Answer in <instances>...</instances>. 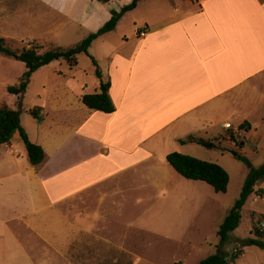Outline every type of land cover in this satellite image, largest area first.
Segmentation results:
<instances>
[{"label": "crops", "instance_id": "0c3cea01", "mask_svg": "<svg viewBox=\"0 0 264 264\" xmlns=\"http://www.w3.org/2000/svg\"><path fill=\"white\" fill-rule=\"evenodd\" d=\"M5 2L9 14L0 37L41 46L89 13L86 0ZM139 9V31L113 38L119 22ZM113 10L119 11L110 9L108 19ZM119 22L89 49L107 63V72L100 69L116 110L105 113L82 102L83 93L99 91L98 77L91 92L66 84L54 104L58 129L37 139L25 129L45 151L41 164L31 163L19 132L3 144L8 151L0 156V187L8 193L0 195V207L8 210V237L0 244V264H144L135 248L147 237L179 240L198 226L197 212H178L175 205L208 192L204 181L180 175L167 155L205 160L201 148L224 135L227 124L241 149L251 143L250 133L264 138V0H141ZM189 137L194 140L181 142ZM255 189L264 190V180ZM251 198L264 193L247 202ZM227 214L216 222L217 231Z\"/></svg>", "mask_w": 264, "mask_h": 264}, {"label": "rangeland", "instance_id": "374dc122", "mask_svg": "<svg viewBox=\"0 0 264 264\" xmlns=\"http://www.w3.org/2000/svg\"><path fill=\"white\" fill-rule=\"evenodd\" d=\"M131 0H112L110 2H102L98 0H86V13L82 21L73 19L60 31L48 39L45 46H41L36 41H24L22 39H6L7 45L15 51L19 52L25 47L32 45L39 46L40 51L52 49L54 47L69 48L81 42L90 33L94 32L97 24H105L109 19V10H119ZM19 2L16 1V4ZM23 6V3H19ZM9 5L7 2L0 4V23L5 24L4 19L9 12L3 10V7ZM106 5V6H105ZM19 14H26L25 11H18ZM17 13V12H16ZM141 10H135L128 14L118 26L115 32L117 36L113 38L119 39L123 34L137 33L140 29L134 20L140 16ZM88 16V18L86 17ZM21 18V17H20ZM59 22L63 19L58 18ZM136 22V21H135ZM141 30H145L142 27ZM2 31L0 30V34ZM92 54L97 52L91 49ZM89 53H81L78 55V64L71 67L65 59L55 60L52 63L37 70L29 83L27 90L21 95L11 94L8 91L9 86L17 85L27 67L24 62L18 60L14 56H8L0 53V103L6 102L11 107L21 109V124L30 131L34 139L39 138L40 133L45 130H56L58 124L56 120L59 111L55 112L54 104L59 100V93L66 84L73 86L84 85L91 92L95 85L98 84L96 76V66L92 61ZM98 65L104 72H107V63L103 57ZM36 108L41 111V118L37 119L31 115L27 109ZM48 112L50 115L48 117ZM58 113V114H57ZM51 127V128H50ZM231 129V128H230ZM27 131V132H28ZM250 144L241 149L242 145L223 144L218 139L209 142L212 146H203L201 158L205 160L218 162L224 166L230 176L231 181L228 191L225 193L216 192L215 189L206 182L202 185L208 187V192L203 193L200 200L183 198V201L176 203L175 210L178 212H197V216L193 218L198 226L189 228L184 233L179 234V240L164 241L157 238L147 237L143 244L138 245L135 251L144 259V264H175L178 261H184V264H200L201 260L211 254L218 252L219 236L217 234L216 222L227 214L229 209L234 205L240 197L243 184L250 173L251 166L260 167L264 164V138L252 139V133L249 134ZM213 139H209L212 141ZM260 144L258 150L255 149L256 144ZM24 147V144H23ZM7 145L0 147V156L7 155ZM234 153H237L235 155ZM246 157L250 163H246L238 155ZM190 155V154H189ZM5 186L0 187V195L6 196ZM215 207V208H214ZM133 210V209H132ZM135 211V210H133ZM132 211V212H133ZM257 212V216L252 212ZM8 210L0 207V244L4 243L8 237L5 233V225L3 220L8 218L6 214ZM264 198H251L243 208L242 220L239 227L231 233L230 241L225 245L228 252L238 253L242 250L239 239L248 237H256L253 231L249 229L260 226L264 221ZM260 214V215H259ZM264 231V230H263ZM153 239V240H152ZM148 240V241H147ZM187 241L191 243L187 244ZM232 257L229 258V260ZM231 264H264V249L257 246H247L245 251L239 254Z\"/></svg>", "mask_w": 264, "mask_h": 264}, {"label": "trees", "instance_id": "16d2710c", "mask_svg": "<svg viewBox=\"0 0 264 264\" xmlns=\"http://www.w3.org/2000/svg\"><path fill=\"white\" fill-rule=\"evenodd\" d=\"M141 0H132L129 4L124 5L119 11L113 10L111 18L97 31L90 33L81 42L73 47L63 48L54 47L49 50L40 51L39 46L32 45L31 47H25L21 51L17 52L7 45L6 39L0 37V53L8 56H17L18 60L25 63L27 70L22 75L20 82L17 85L9 86L8 91L11 94L21 95L24 93L30 83L32 75L38 69L52 63L55 60L65 59L71 67H75L78 64V55L81 53L89 54V49L92 43L101 35L114 30L119 20L124 14L137 7ZM92 61L96 66V75L100 79V89L94 93H83L81 95L82 102L90 109L102 111L105 113H112L116 110V106L110 96V81L105 82L102 78V72L98 65L97 60L92 57ZM27 111L35 118L40 119V109L30 108ZM21 109L12 108L6 102L0 103V146L3 144H9L16 132H19L22 140L27 148L28 156L33 165L41 164L45 157V151L43 147L33 142L25 128L21 124ZM247 123L240 125V129L246 128ZM240 144V137L232 129H228L224 135L219 136L218 140H227ZM194 140V137L182 139L181 142ZM246 163L250 161L242 156L238 155ZM167 160L170 165L183 177L189 180L204 181L211 185L216 192L225 193L228 191L230 184L229 172L218 162L203 160L198 157L184 154L181 152H171L167 155ZM264 180V164L260 167L251 166L249 175L247 176L240 197L236 200L234 205L230 208L228 214L219 225L217 234L219 236L218 252L211 254L201 260L200 264H231L233 260L244 251L247 246H257L264 249V231L256 226L253 233L256 237H248L246 239H239L238 242L242 247V250L238 253L228 252L225 249V245L230 241V236L235 231L242 220L243 208L253 193L262 195L264 190L255 189L257 181ZM232 255L230 260L227 257ZM175 264H184V261H178Z\"/></svg>", "mask_w": 264, "mask_h": 264}, {"label": "built area", "instance_id": "2783aa9c", "mask_svg": "<svg viewBox=\"0 0 264 264\" xmlns=\"http://www.w3.org/2000/svg\"><path fill=\"white\" fill-rule=\"evenodd\" d=\"M99 1H107V0H99ZM140 35L145 36V35H146V30H142V31L140 32ZM226 128H227V129L232 128L231 124H227V125H226ZM259 228H260L261 230H264V221L261 222Z\"/></svg>", "mask_w": 264, "mask_h": 264}, {"label": "water", "instance_id": "95a60500", "mask_svg": "<svg viewBox=\"0 0 264 264\" xmlns=\"http://www.w3.org/2000/svg\"><path fill=\"white\" fill-rule=\"evenodd\" d=\"M15 57H17V56H15ZM206 145H208V146H212L211 143H207ZM234 154L237 155V153H234ZM230 257H232V255L228 256V257H227V260H229Z\"/></svg>", "mask_w": 264, "mask_h": 264}]
</instances>
